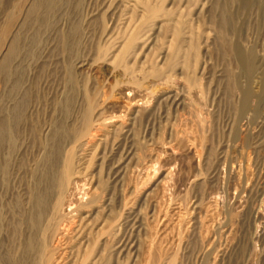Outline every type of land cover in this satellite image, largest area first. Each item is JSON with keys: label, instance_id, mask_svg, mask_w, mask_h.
I'll list each match as a JSON object with an SVG mask.
<instances>
[{"label": "rangeland", "instance_id": "rangeland-1", "mask_svg": "<svg viewBox=\"0 0 264 264\" xmlns=\"http://www.w3.org/2000/svg\"><path fill=\"white\" fill-rule=\"evenodd\" d=\"M8 1L0 0V33L7 21ZM53 1L49 24L29 49L31 56H26L27 50L21 55L26 56L21 91L31 93L28 111H33L36 127L57 113L53 101L62 89L61 69L69 56L74 62L94 63L111 19L121 11L120 0ZM200 2L207 8L211 5L209 0ZM192 18L195 24L201 22L196 15ZM240 24L243 47L257 56V71L251 78L221 49L215 32L208 30L214 41L206 47L213 53L206 55L202 49L198 60L201 66L204 60L208 63L206 70L195 73L194 56L188 70L194 72L199 93L189 95L175 82L167 87L146 81L132 103L148 110L135 120L128 97L119 91L111 96L105 115L109 121L121 118L127 128L111 135L107 147L111 157L102 173L113 178L117 171L125 174L126 264H264V13L244 16ZM73 28L79 32L71 39L75 47L69 55L62 36ZM161 36L157 33L152 41L154 57L161 53ZM77 70L79 80L92 86L95 71ZM109 73L103 67L99 81L113 83L116 75ZM234 77H239L237 88ZM6 80L0 74V107L5 110L12 105V81ZM247 88L252 97L242 112L240 89ZM26 127L23 121L18 143L26 137ZM16 152L7 157L8 173L0 179V250L7 255L11 203L16 189L24 192L26 187L25 157ZM78 188L74 192L80 197L85 189Z\"/></svg>", "mask_w": 264, "mask_h": 264}, {"label": "bare ground", "instance_id": "bare-ground-1", "mask_svg": "<svg viewBox=\"0 0 264 264\" xmlns=\"http://www.w3.org/2000/svg\"><path fill=\"white\" fill-rule=\"evenodd\" d=\"M209 2L207 8L199 0H120V14L111 19L96 61L74 62L69 56L61 69L62 89L53 101L57 113L37 127L33 111H28L31 93L21 91L24 62L26 56H31L29 49L38 43L41 30L48 26L55 2L6 3L7 21L0 33V74L12 81V105L7 110L0 107V179L8 173L7 157L17 150L16 155L25 157L22 162L26 187L24 192L20 187L15 191L9 220L11 252L7 255L0 250V264H126L123 234L128 199L122 186L125 174L120 170L113 178L102 173L111 157L107 153L111 135L127 128L121 118L109 121L105 115L112 94L119 91L132 103L146 81L167 87L175 82L189 95L199 93V83L193 82L194 72L188 71L190 59L194 56L195 73L202 74L208 63L204 60L202 66L198 65L200 52L203 49L204 54H211L206 46L217 37L221 49L229 52L246 77L251 78L257 71L255 51L242 45L240 21L244 16L264 13V0ZM193 15L202 24H195ZM208 30H213L216 37ZM77 31L73 28L62 36L64 52L69 55L74 52L71 39ZM161 32V53L154 57L151 44ZM24 51L27 54L21 57ZM105 66L111 76L116 75L109 85L108 81L100 82L97 75ZM85 67L95 71L92 86L79 80L77 69ZM233 79L237 88L239 77ZM240 91V109L244 112L252 91ZM132 105L131 120L148 110L143 105ZM23 121L27 125L26 137L18 143ZM81 186L85 191L79 197L74 191Z\"/></svg>", "mask_w": 264, "mask_h": 264}]
</instances>
